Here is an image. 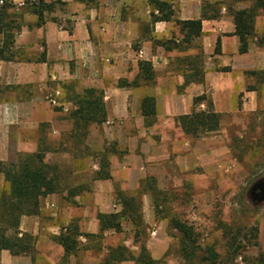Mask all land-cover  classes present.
<instances>
[{"label":"crops","instance_id":"1","mask_svg":"<svg viewBox=\"0 0 264 264\" xmlns=\"http://www.w3.org/2000/svg\"><path fill=\"white\" fill-rule=\"evenodd\" d=\"M44 1L62 4L55 5L51 13L54 18L47 19L40 27L36 25L37 17L27 9L30 4L24 6V11L23 7L17 9L20 13L13 19L17 30H13L12 45L4 53L13 55V60H0V164L15 163L19 155L39 150L45 152L48 164L62 163L59 144L47 149L42 143L48 145L50 139L71 134L69 113L73 106L70 102H60L66 83H73L76 93L95 88L103 94L107 110L104 124L123 120L136 123L137 131L133 134L137 133L139 139L141 134L148 137L129 138L134 151L140 146V154L145 155L148 151L143 149L148 147V138L160 136L161 141H166L183 135L174 119L189 114L193 99L198 96L206 95L214 111L221 115L235 112L239 101L244 112L264 110V78L257 77L264 76V47L252 44L246 54H239L234 24L226 10L228 5L235 10L249 8L248 1L179 0L181 9L175 14L181 21L200 19L204 4H223L219 19L202 21L201 37L192 42V49L187 52L165 51L158 45L179 36V28L172 20L153 23L152 16L158 17L160 13L150 4L151 0H97L94 7L80 0ZM67 21H71L70 33L65 26ZM263 32L264 13L255 20L256 36ZM3 39L0 34V49ZM217 41L220 42L218 54L215 53ZM199 53L204 58V82L181 89L183 67L177 59ZM139 61L150 62L158 74L155 88L119 87L121 80L128 83L134 80ZM144 97L155 99V120L149 128H145L139 110ZM200 109L204 110L205 105ZM168 145L164 148L167 151ZM80 183L87 184L82 180ZM70 185L58 194L42 198L37 216L21 217L18 236L31 235L34 252L12 255L0 251V264H58L63 249L53 238L73 222L71 211L78 210L67 204L91 197L89 192L69 194ZM3 187L8 188V184L0 173V190ZM92 227L91 233L96 234V218ZM83 228L84 225L79 226L80 230Z\"/></svg>","mask_w":264,"mask_h":264},{"label":"rangeland","instance_id":"2","mask_svg":"<svg viewBox=\"0 0 264 264\" xmlns=\"http://www.w3.org/2000/svg\"><path fill=\"white\" fill-rule=\"evenodd\" d=\"M155 1L159 0H151L150 4ZM162 2L171 6L172 21H181L175 14L181 9L179 0ZM17 9L12 5L11 19H16V14L20 13ZM46 18L54 17L48 14ZM65 26L69 29L71 21ZM172 40L178 42L180 35ZM73 85L66 83L64 87L75 89ZM155 85L150 87L155 88ZM73 89L62 91L61 103L71 99ZM241 105L239 101L235 112L221 115L220 127L215 133L197 138L182 133V136H173L166 141H161L160 136L153 140L148 138V147L143 149L148 151L146 155L140 154V146L134 151L129 137L138 138V134H133L137 127L130 120L89 126L87 135L80 142L72 143L68 136L50 139L48 145L43 142L47 149L59 144L60 150H68L61 154L62 163L55 165L62 188H69L68 184H71V188L83 187L81 193L91 194L88 199L78 202L79 205L77 202L67 204L78 208L71 211L73 222L70 224L84 225L81 232L92 234L90 230L98 213L121 211L118 192L135 198L141 206L143 229L140 240L135 237V227L123 221L120 233L107 232L98 241L100 251L89 249L95 241L89 243L80 238L78 262L99 264L106 248L117 245L125 246L136 255L143 242L159 264H211L206 261L205 252L199 250L185 262L188 244L173 227L174 222H181L192 230L199 248L211 247L215 251L219 256L216 264H225L230 259L231 244L241 247L242 254L230 264H264V201L257 202L249 195L254 184H264V110L244 112ZM140 136L142 138L138 140L148 137ZM166 143H169L168 151L164 149ZM105 149L109 150L106 158L111 179L95 181L94 174L99 170L97 162ZM81 180L87 184L82 186ZM0 191V197H8L7 187ZM47 252L51 253L48 249ZM61 258L58 264H64Z\"/></svg>","mask_w":264,"mask_h":264},{"label":"trees","instance_id":"3","mask_svg":"<svg viewBox=\"0 0 264 264\" xmlns=\"http://www.w3.org/2000/svg\"><path fill=\"white\" fill-rule=\"evenodd\" d=\"M86 6H94L97 0H80ZM248 1L250 7L243 10H235L231 5L227 6V13L232 18L234 24V34L239 41V54H246L250 46L264 47V32L261 36L255 34V20L264 13V0H235V2ZM234 3V2H232ZM62 3H46L44 0H36L30 4L27 9L37 17L36 25L40 27L46 20V15L54 11L55 5ZM154 8L160 13V16H152V22H170L173 19V10L166 2L155 1ZM201 18L192 21H176L179 27L180 40H168L158 42L165 51H185L190 48L192 42L201 37V24L204 20H216L221 16L220 3H207L202 6ZM11 4H5L0 7V34H3V45L0 49V60L10 62L13 55L4 54L12 45L14 38L13 30L17 28L13 25L11 19ZM10 18V19H9ZM69 33L71 28L68 29ZM256 38V40H254ZM220 52V42L217 41L215 53ZM183 67V84L181 89H185L191 84H202L204 82V58L199 53L193 57H186L178 60ZM226 71V69H223ZM254 74V72H252ZM261 75L258 74L257 77ZM156 83V74L152 64L147 61L138 62V73L134 80L128 83L125 80L118 82L121 88H140L150 87ZM72 90L73 87H64ZM73 96L68 101L72 104V110L69 113V120L72 122V131L68 138L73 142H80L87 135L89 126H102L107 121V110L103 102V94L95 88H84L76 93L73 89ZM205 105L201 110L200 106ZM140 115L144 120L145 128L152 126L155 120L156 109L155 99L153 97H144L141 99ZM58 111V110H56ZM221 114L214 111L212 101L206 96H198L193 99L191 112L187 115L179 116L175 119L176 125L186 136L197 138L200 135H208L219 130ZM63 153L67 149H61ZM109 150H103L102 157L98 160L99 170L94 174L95 181L110 180L111 175L109 161L106 158ZM45 152L37 151L33 154L19 155L17 161L12 164H0V173L4 181L8 184V197H0V251H8L12 255L32 254L34 251V238L29 234L19 235L18 225L21 217L37 216L40 211V201L42 198L58 194L64 190L61 185V176L56 171V166L45 162ZM60 178V180H59ZM81 188H70L69 194L75 195L81 193ZM121 201V211L118 213H98V232L88 234L80 231L75 224H70L62 228L59 235L53 238V242L63 249L61 260L64 264H80L77 260V254L80 250V238L92 243L94 248L101 250L98 241L103 239L107 232L120 233L122 231V222L127 221L135 229V237L140 240L142 237L143 220L141 215L140 203L133 197H128L122 192L117 193ZM174 229L181 235L184 242L188 244V253L184 254L185 262H189V257L195 255L199 250L206 254V261L216 264L219 256L211 247L204 250L199 248L194 233L184 223L174 222ZM88 250L87 247H84ZM228 254L230 259L225 264H230L234 259L242 254L241 247L230 245ZM75 260L74 263L71 260ZM159 264L147 250L145 244L141 242L138 254H133L123 245L106 248L105 256L99 264Z\"/></svg>","mask_w":264,"mask_h":264},{"label":"water","instance_id":"4","mask_svg":"<svg viewBox=\"0 0 264 264\" xmlns=\"http://www.w3.org/2000/svg\"><path fill=\"white\" fill-rule=\"evenodd\" d=\"M256 191H258V194H255ZM249 195L252 198V200H255L257 202H263L264 201V184L262 183L254 184L249 191Z\"/></svg>","mask_w":264,"mask_h":264},{"label":"built area","instance_id":"5","mask_svg":"<svg viewBox=\"0 0 264 264\" xmlns=\"http://www.w3.org/2000/svg\"><path fill=\"white\" fill-rule=\"evenodd\" d=\"M36 0H0V7L4 6L5 4H12L13 7L15 8H20V7H24L27 3L28 4H32L34 3Z\"/></svg>","mask_w":264,"mask_h":264},{"label":"flooded vegetation","instance_id":"6","mask_svg":"<svg viewBox=\"0 0 264 264\" xmlns=\"http://www.w3.org/2000/svg\"><path fill=\"white\" fill-rule=\"evenodd\" d=\"M255 194H258V191H256Z\"/></svg>","mask_w":264,"mask_h":264}]
</instances>
